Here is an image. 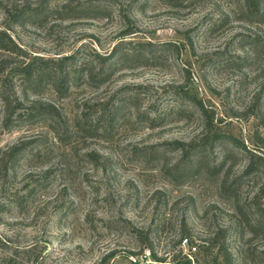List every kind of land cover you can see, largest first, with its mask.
I'll list each match as a JSON object with an SVG mask.
<instances>
[{"label": "rangeland", "instance_id": "1", "mask_svg": "<svg viewBox=\"0 0 264 264\" xmlns=\"http://www.w3.org/2000/svg\"><path fill=\"white\" fill-rule=\"evenodd\" d=\"M68 1L88 0H0V28L8 23L7 10L22 6L36 8L41 3L58 10ZM107 1L112 3L113 9L103 18L62 21L56 13L39 27L14 26L8 34L29 53L52 58L70 55L82 46L106 54L119 35L130 29L136 31L131 35L134 42L176 43L181 55L177 66L170 71L125 72L102 92L76 96L78 102L100 99L123 85L156 88L187 85L196 98L214 112L234 146L253 151L264 159V103L260 119L245 112L251 95L262 82L257 72L262 65L256 63L241 72L228 69L211 72L201 67L206 56L223 51L231 37L250 33L252 28L244 23H232L206 38L191 36L202 19L226 15L234 6L202 2L195 8L180 10L168 7L170 0H138L132 7L130 4L136 0ZM197 129V123L171 124L153 132L130 135L125 142L121 139L107 150V146L91 142L88 152L97 153L99 164H84L79 170L91 182L102 181L98 195L86 188L76 191L68 187L66 190L63 180H57L36 196L27 213L0 214V241L19 250L31 249L33 258H28L25 252L19 264H36L35 258L39 256H44L43 264H170L179 250L181 255L190 256L193 264H212L215 250L208 248L206 242L211 234L218 233L224 237L223 248L231 257L230 264H264V226L256 223L264 215V189H261L259 176H244L247 156L243 152L230 149L223 165L213 172L207 169V162L215 157L211 156L196 175L174 183L167 175L141 171L134 164H128L118 150L123 144L138 147L185 141ZM41 133V129L12 134L0 132V147ZM60 153L54 148L49 158L33 163L31 168H23L9 191L14 192L22 185L25 171L33 175L43 173L45 163L55 164ZM108 158L113 159L111 167L104 165ZM130 195L136 202L129 209H120L119 205ZM105 198L107 201L99 205L93 202ZM69 202L75 205L67 212ZM61 211L66 215L62 216ZM117 216L122 217L128 227H106L98 234L96 226ZM149 227L152 231L144 244L135 233L145 232ZM181 227L189 233L196 251L187 245H178ZM143 246L152 248L155 257L165 262L145 258L148 250H143ZM10 252L0 248V259L6 261Z\"/></svg>", "mask_w": 264, "mask_h": 264}, {"label": "trees", "instance_id": "2", "mask_svg": "<svg viewBox=\"0 0 264 264\" xmlns=\"http://www.w3.org/2000/svg\"><path fill=\"white\" fill-rule=\"evenodd\" d=\"M202 2L226 3L234 7L221 17L202 19L191 36L206 38L232 23H244L253 30L231 37L224 50L206 56L201 67L211 72L220 69L241 72L260 63L262 66L257 72L262 82L251 95L245 111L260 119L264 103V0H170L168 7L188 10ZM112 9V3L107 0H88L83 3L68 1L58 10L41 3L36 8L22 6L6 11L8 23L5 28H0V132L12 134L41 129L42 133L0 147V214L27 213L36 196L57 180H63L66 190L68 187L76 188V191L86 188L91 194L98 195L102 181L91 182L79 170L84 164H99L97 153L88 152L91 142L103 144L107 150L120 143L121 139L125 142L130 135L153 132L176 123H197L198 129L185 141L172 140L138 147L117 145L120 155L141 171H156L178 183L196 175L211 156L215 155L211 162H207V169L213 172L220 168L227 152L236 149L247 156L244 176H259L261 189H264V159L253 151L234 146L214 112L207 109L187 85L169 84L159 88L123 85L100 99L78 102L76 96L102 92L125 72L142 69L170 71L177 66L181 55L176 43L134 42L131 35L136 31L130 29L119 35L106 54L82 46L70 55L52 58L29 53L8 34L14 26L39 27L56 13L62 21L100 19L110 14ZM54 148L62 152L56 157L55 164L46 162V170L38 175L25 171L22 185L14 192L9 191L23 168H31L33 163L49 158ZM113 164V159L108 158L104 165L111 167ZM104 201L107 198L93 202L99 205ZM134 202L136 200L130 195L119 208L129 209ZM73 205V202L66 203L67 212ZM60 214L66 215L64 211ZM256 223L264 226V215ZM106 227L125 229L128 224L117 216L95 229L101 234ZM151 231L149 227L145 232L135 233V236L147 244ZM179 235V246L185 241L188 246L195 247L183 227ZM223 240L222 235L213 233L206 242L208 248L215 250L212 264L231 263L230 255L223 248ZM8 246L0 241V248L11 250L6 261L0 259V264H19L25 252H28V258H33L31 249L19 250ZM142 248L148 250L145 258L165 262V259L155 257L152 248ZM171 260L170 264H193L192 258L181 255L180 250ZM35 261L43 264L44 256L35 258Z\"/></svg>", "mask_w": 264, "mask_h": 264}, {"label": "built area", "instance_id": "3", "mask_svg": "<svg viewBox=\"0 0 264 264\" xmlns=\"http://www.w3.org/2000/svg\"><path fill=\"white\" fill-rule=\"evenodd\" d=\"M185 245H187V244L185 243V241H183L182 242V246H185ZM189 249L192 250L193 252L196 251V248L195 247H192V246H189Z\"/></svg>", "mask_w": 264, "mask_h": 264}]
</instances>
